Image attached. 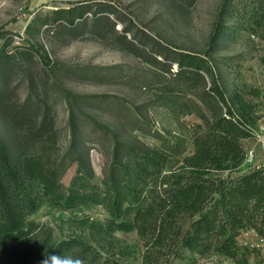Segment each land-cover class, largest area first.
Masks as SVG:
<instances>
[{
	"label": "rangeland",
	"instance_id": "rangeland-1",
	"mask_svg": "<svg viewBox=\"0 0 264 264\" xmlns=\"http://www.w3.org/2000/svg\"><path fill=\"white\" fill-rule=\"evenodd\" d=\"M224 2L0 0V139L13 157L41 155L57 169L65 190L79 175L92 174L94 183L102 185L113 166V150L122 144L138 152L180 149L192 153L198 126L218 112L200 97L213 85L212 78L205 73L206 87L180 83L172 75L176 64L172 74L166 72L167 66L153 62L150 49L144 52L138 43L132 45L134 35L151 38L150 48L170 58L179 52L208 61L229 101L236 94L251 104L254 124L250 126H264V28L251 25L236 34L225 30L215 39L216 32L234 25L231 20H219ZM99 3L112 7L106 30L95 26L94 12H90L84 23L76 21L78 29L71 31L57 23L36 31L39 23L34 21L40 15L80 4L95 11ZM124 29L132 30L127 38ZM37 104L39 111L32 110L25 121L15 120L23 108ZM232 107L239 116L238 106L232 103ZM45 118L51 121L54 135L47 143L33 144ZM242 146L247 152L253 140L243 141ZM257 162L262 164L260 159ZM250 170L241 167L231 174ZM107 218L106 209L97 204L69 209L44 199L29 220V251L17 242L0 247V264H34L36 251L46 243L73 237L83 238L118 264H144L145 240L137 232H116L113 240L93 233L90 224ZM238 241L250 251V264H264L263 236L245 230ZM224 263L235 264L220 255L201 257L184 249L161 264Z\"/></svg>",
	"mask_w": 264,
	"mask_h": 264
},
{
	"label": "trees",
	"instance_id": "trees-1",
	"mask_svg": "<svg viewBox=\"0 0 264 264\" xmlns=\"http://www.w3.org/2000/svg\"><path fill=\"white\" fill-rule=\"evenodd\" d=\"M96 7L93 11L80 4L40 15L34 21L39 23L36 31L57 23L71 31L78 29L76 21L84 23L90 12H94L95 26L100 24L106 30L112 7L107 3ZM226 19L234 25L216 32L215 39L219 40L225 30L226 34H236L251 25L264 28V0H225L219 20ZM32 28L30 25L27 32L31 33ZM123 31L124 38L132 33L129 29ZM133 39L132 45L138 43L141 51L150 49L155 55L153 62L167 66L166 72L172 74L176 64L177 71L172 75L182 84L206 87L205 73L212 78L213 85L200 97L218 112L198 126L192 138L193 152H138L122 144L113 150V166L102 185H96L93 175L87 173V177L77 176L65 190L57 169L50 167L41 155L13 157L0 139V247L8 248L17 242L29 251V220L45 199L69 209L88 204L103 206L108 218L91 223L93 233L113 240L116 232H137L145 240L144 264H161L169 255L180 256L184 249L201 257L214 254L235 264H250V251L240 246L238 238L245 230H254L264 237V166L242 175L231 173L240 170L245 161L242 142L250 139L247 126L254 124L251 104L236 94L229 101L217 84L210 63L202 57L177 52L170 58L163 51L150 48L151 38L134 35ZM2 96L0 91V107ZM231 102L238 106L239 116ZM40 109V104L26 106L15 120L25 121L32 110ZM37 130L33 144L47 143L54 135L47 118ZM87 169L91 172L90 166ZM226 173L229 175L224 177ZM35 254L34 264H42L48 255L61 258L62 264H118L78 237L46 243Z\"/></svg>",
	"mask_w": 264,
	"mask_h": 264
},
{
	"label": "built area",
	"instance_id": "built-area-1",
	"mask_svg": "<svg viewBox=\"0 0 264 264\" xmlns=\"http://www.w3.org/2000/svg\"><path fill=\"white\" fill-rule=\"evenodd\" d=\"M247 131L250 133V140H253L254 146L247 150L245 161L242 167L250 169H259L264 166V126L255 128L254 126H247ZM262 160V164H258V160ZM232 264V263H224Z\"/></svg>",
	"mask_w": 264,
	"mask_h": 264
},
{
	"label": "clouds",
	"instance_id": "clouds-1",
	"mask_svg": "<svg viewBox=\"0 0 264 264\" xmlns=\"http://www.w3.org/2000/svg\"><path fill=\"white\" fill-rule=\"evenodd\" d=\"M42 264H62V261L61 258L55 255H48L45 256L44 260L42 261Z\"/></svg>",
	"mask_w": 264,
	"mask_h": 264
}]
</instances>
